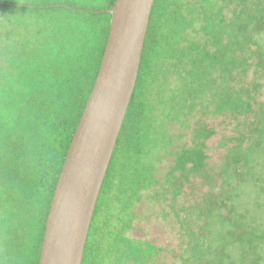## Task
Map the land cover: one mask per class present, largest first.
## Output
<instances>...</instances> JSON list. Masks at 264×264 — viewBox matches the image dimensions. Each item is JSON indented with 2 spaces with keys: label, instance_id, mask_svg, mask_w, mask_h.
<instances>
[{
  "label": "trees",
  "instance_id": "1",
  "mask_svg": "<svg viewBox=\"0 0 264 264\" xmlns=\"http://www.w3.org/2000/svg\"><path fill=\"white\" fill-rule=\"evenodd\" d=\"M115 1L0 0V264H39ZM141 205H165L184 264H263L264 0H155L83 264H154L159 248L126 236Z\"/></svg>",
  "mask_w": 264,
  "mask_h": 264
},
{
  "label": "water",
  "instance_id": "2",
  "mask_svg": "<svg viewBox=\"0 0 264 264\" xmlns=\"http://www.w3.org/2000/svg\"><path fill=\"white\" fill-rule=\"evenodd\" d=\"M155 0H116L100 67L63 163L39 264H83L94 212L137 79Z\"/></svg>",
  "mask_w": 264,
  "mask_h": 264
},
{
  "label": "rangeland",
  "instance_id": "3",
  "mask_svg": "<svg viewBox=\"0 0 264 264\" xmlns=\"http://www.w3.org/2000/svg\"><path fill=\"white\" fill-rule=\"evenodd\" d=\"M201 117V115H198L197 120ZM221 119L218 118L217 120L207 118V124L211 126V124H215L217 122H220ZM211 123V124H210ZM196 126V122L193 126V129ZM228 130L224 132L227 134V136H235L234 132H230V128H227ZM191 132V131H190ZM191 135L189 134L187 136V139H185L183 142L187 145H190L192 141L190 140ZM222 151V152H221ZM224 150H219L215 158L217 160H220L223 157ZM169 166V165H168ZM167 167H165V171H167ZM237 180H232L231 184H234ZM221 185V181H219L217 184L215 183L213 186L210 187L208 185L204 186H197L196 192L194 194L187 193L188 189L184 190V196L179 198L175 204L177 206H186L192 205L197 197H200L202 194H208L212 195L215 193H218L221 191V188L219 186ZM224 185H222V190H224ZM168 202L170 200H167ZM199 201V200H198ZM165 205L162 206H150L147 210L146 206L141 205L139 207V214L140 219L134 221L132 229L126 233L127 237H131L133 240L137 241H144L148 242L150 244L156 245V247L159 248V253L154 258V264H184L180 258L179 255L181 253V247H186L187 243L189 242L188 237H186L185 233L178 228L175 224L173 225L171 223V219L168 217H164L161 215L163 208ZM227 210H225L226 212ZM240 231H238L236 234H238ZM213 239V236L211 237ZM234 253L235 248H230ZM228 248H224L225 251L229 250ZM264 264V259H263Z\"/></svg>",
  "mask_w": 264,
  "mask_h": 264
}]
</instances>
